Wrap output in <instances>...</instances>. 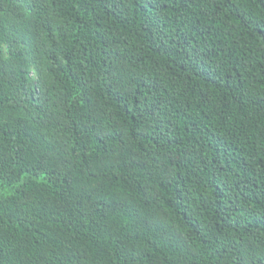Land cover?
<instances>
[{
  "label": "trees",
  "instance_id": "16d2710c",
  "mask_svg": "<svg viewBox=\"0 0 264 264\" xmlns=\"http://www.w3.org/2000/svg\"><path fill=\"white\" fill-rule=\"evenodd\" d=\"M0 264H264V0H0Z\"/></svg>",
  "mask_w": 264,
  "mask_h": 264
}]
</instances>
